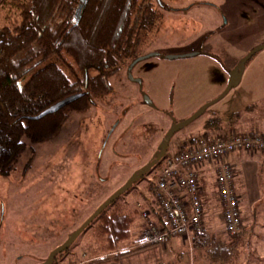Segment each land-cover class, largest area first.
<instances>
[{"label":"rangeland","instance_id":"374dc122","mask_svg":"<svg viewBox=\"0 0 264 264\" xmlns=\"http://www.w3.org/2000/svg\"><path fill=\"white\" fill-rule=\"evenodd\" d=\"M160 1L177 9L193 5L186 10H163L153 0L156 19L135 55H158L137 62L131 69L132 78L139 79L140 84L128 78L133 58L119 61L118 70L108 78L109 93L93 97L85 111H70L66 123L51 139L34 144L22 137L23 150L7 173H0V264L44 262L106 198L155 158L172 124L191 117L217 98L226 88L233 66L264 43L262 22L256 27V0ZM16 19L15 10L0 2V28ZM204 40L203 54L163 57L201 51ZM70 66L74 65L70 62ZM62 68L74 81L70 67ZM95 72L89 69L85 76ZM249 106L255 108L250 111ZM214 118L220 120L226 134H243L251 128L264 135V48L246 62L237 86L174 133L168 154L189 138L200 142L222 136L218 130H204L205 122ZM262 154L264 151H239L223 158L234 170L233 187L240 196L243 221L238 255L232 264H264V258L256 262V189L260 190L257 214L264 213ZM163 162L164 158L120 195L117 205L140 210L155 206L153 182ZM210 168L216 170L212 164ZM210 212L213 222L205 241L217 236L228 239L223 224L220 229L217 222L221 207L214 206ZM142 222L140 213L134 232ZM92 228L82 231L62 256L56 257V264L76 260L92 264ZM205 251L189 238L175 237L118 260L127 259L131 264H206Z\"/></svg>","mask_w":264,"mask_h":264},{"label":"trees","instance_id":"16d2710c","mask_svg":"<svg viewBox=\"0 0 264 264\" xmlns=\"http://www.w3.org/2000/svg\"><path fill=\"white\" fill-rule=\"evenodd\" d=\"M0 2L14 9L17 16L13 23L0 28V173L6 174L24 148L22 137L34 144L51 139L66 123L70 111H85L92 105L93 97L109 93L108 78L118 70L119 61L137 57L135 51L154 25L157 10L153 0ZM63 65L70 67L74 81L64 72ZM89 69L96 72L85 76ZM79 93L82 95L77 100L56 113L38 120L28 119ZM223 128L218 118L204 124V130H218L222 137ZM252 133L251 128L243 132ZM198 141V138L184 140L176 151ZM168 151L167 148L164 159ZM116 201L87 227L93 225L92 264L117 262L122 255L157 245L142 240L143 225L133 231L143 209L117 205ZM110 207L113 208L107 211ZM200 232H193L196 233L193 241L206 249V264L233 263L242 234L229 235L228 239L211 237L206 242ZM57 256H62V252L54 255L52 264H56Z\"/></svg>","mask_w":264,"mask_h":264},{"label":"built area","instance_id":"2783aa9c","mask_svg":"<svg viewBox=\"0 0 264 264\" xmlns=\"http://www.w3.org/2000/svg\"><path fill=\"white\" fill-rule=\"evenodd\" d=\"M239 151H264V135L232 133L167 154L155 172V209L153 212L148 208L141 211L142 240L148 244H164L170 238H188L192 232L201 230L203 205L196 169L203 164H212L216 168L215 185L222 204L224 230L229 235L239 233L243 229L240 196L233 187V167L223 159ZM70 264H85V261Z\"/></svg>","mask_w":264,"mask_h":264},{"label":"water","instance_id":"95a60500","mask_svg":"<svg viewBox=\"0 0 264 264\" xmlns=\"http://www.w3.org/2000/svg\"><path fill=\"white\" fill-rule=\"evenodd\" d=\"M158 2H160V0H157ZM264 48V43L253 48L251 51H249L240 61L239 63L229 71V78H228V83L226 85V88L224 89V91L214 100L206 103L205 105H203L199 111H197L195 114H193L191 117L181 121V122H177L171 125V127L167 130L161 147L159 149L158 154L155 156L154 159H152L150 162L146 163L142 168H140L124 185H122L119 189H117L113 194H111L108 198H106L94 211L93 213L77 228L75 229L68 237L67 239L61 243L60 245H58L57 247H55L47 256L46 260L40 264H52L53 261V257L54 255L61 253L65 250H67L69 248V246L74 242V240L77 238V236L84 231L88 225L105 209L107 208L108 205H110L113 201H115L116 199H118L120 197V195H122L123 193H125L127 190L130 189V187L132 186L133 183L139 181L144 175H146L166 154L167 152V148H168V142L170 140V138L174 135V133L180 129H182L184 126L188 125L190 122H192L193 120H195L197 117H199L201 114L204 113V111L213 103H215L216 101H218L219 99H221L231 88L237 86L241 80L242 77V73L244 70V66L246 64V62L251 58V56L256 53L257 51L261 50ZM158 53H150L141 57H137L135 58L130 65L128 66V78L132 81L137 82L138 84H140V80L139 79H134L132 78L130 72L132 67L139 61L147 59L151 56H157ZM195 54H186V55H164L163 57L166 59H176L178 57H190L193 56ZM82 94H73L71 96H68L58 102H56L55 104L49 106L48 108H46L45 110H43L42 112H40L39 114H37L36 116H32L29 117L28 119L31 120H38L46 115L49 114H53L56 113L57 111H59L60 109L70 105L71 103H73L75 100H77ZM144 102L149 105L152 106L151 101L149 100V98L144 97Z\"/></svg>","mask_w":264,"mask_h":264},{"label":"crops","instance_id":"0c3cea01","mask_svg":"<svg viewBox=\"0 0 264 264\" xmlns=\"http://www.w3.org/2000/svg\"><path fill=\"white\" fill-rule=\"evenodd\" d=\"M227 128L231 129L232 131H236L231 126L230 127L227 126ZM226 133L227 132L225 131L224 137L228 135ZM262 160L264 161V154H262ZM196 174H197V179H198L199 186H200V198H201L202 205H203V216H202V227L203 228L201 229L200 233L202 235H205L206 237L207 236L206 234L210 232V223L212 224L213 222V220L210 221V218H209L210 214H213L210 212L211 208L214 206L217 207L218 205L219 207L221 206H220V203L217 197V190H216V185H215V171L210 168L209 164H203L202 166H199L196 169ZM257 174L258 172L256 169V175ZM179 193L181 194V192ZM259 193H260V190L256 189V262L257 260L259 261L261 260V258H264V213L257 214V210H258L257 206L259 203V198H258ZM150 208L154 210L155 206L151 205ZM152 214L155 215L154 213ZM213 216L214 215H212L211 219L213 218ZM217 222L218 224H220V227H221L222 221H221L220 215H219V219ZM143 223L144 222H142V225ZM222 227L220 229H222ZM195 234L196 233L192 232L188 238L193 241V239L196 238ZM76 261H79V260H76ZM108 264H131V263L127 259H122L120 261L118 260L117 262H110ZM154 264H156V262Z\"/></svg>","mask_w":264,"mask_h":264},{"label":"flooded vegetation","instance_id":"af4514ba","mask_svg":"<svg viewBox=\"0 0 264 264\" xmlns=\"http://www.w3.org/2000/svg\"><path fill=\"white\" fill-rule=\"evenodd\" d=\"M155 3H156V5L158 6V7H160L161 9H163V10H186V9H190V7L193 5V4H190L189 5V7L187 8V6H185V7H183V8H169V7H167V6H164L162 3H161V1L160 2H158L157 0H155ZM223 15V14H222ZM254 16V15H253ZM223 17V16H222ZM223 24L224 25H226L227 24V22H226V18H224L223 17ZM261 22H262V26H264V0H256V27H261ZM209 44V43H208ZM200 48H201V51L199 50H197L196 52H191V53H188V54H195V55H193V56H197V55H199V54H203V49L205 48V40L204 41H202V43H201V46H200ZM186 55V54H185ZM193 56H190V57H193ZM137 58V57H136ZM133 61V60H132ZM239 62H237L234 66H233V68L238 64ZM133 68V67H132ZM232 68V69H233Z\"/></svg>","mask_w":264,"mask_h":264}]
</instances>
